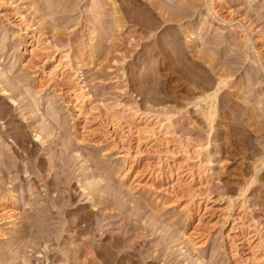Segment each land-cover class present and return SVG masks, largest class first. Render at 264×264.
<instances>
[{"label": "rangeland", "instance_id": "obj_1", "mask_svg": "<svg viewBox=\"0 0 264 264\" xmlns=\"http://www.w3.org/2000/svg\"><path fill=\"white\" fill-rule=\"evenodd\" d=\"M0 83V264H264V0H0Z\"/></svg>", "mask_w": 264, "mask_h": 264}, {"label": "bare ground", "instance_id": "obj_2", "mask_svg": "<svg viewBox=\"0 0 264 264\" xmlns=\"http://www.w3.org/2000/svg\"><path fill=\"white\" fill-rule=\"evenodd\" d=\"M53 2H57L58 0H52ZM38 10V9H37ZM15 14H16V12H14ZM19 13V12H18ZM22 13V12H21ZM20 13V14H21ZM19 14V15H20ZM24 18V17H23ZM23 20V19H22ZM43 34V33H42ZM41 35V34H40ZM51 43V42H50ZM55 45V44H54ZM51 47V46H50ZM47 52V51H46ZM52 53V52H51ZM45 55V54H44ZM35 66V65H34ZM20 77V76H19ZM18 77V78H19ZM22 78H23V76L21 77V80H22ZM5 81H8V80H5ZM18 82V79L16 80V82L15 83H17ZM1 85H3V83H0ZM6 85V84H5ZM12 86V83L11 84H8L6 87H8V88H5L6 90H9V91H11V89L13 88V87H11ZM16 88V87H15ZM9 97V96H8ZM10 98V97H9ZM11 99V101H13V99L12 98H10ZM9 102V101H8ZM19 103V102H18ZM26 103V102H25ZM38 104V103H37ZM20 105V104H19ZM24 104H22L21 106H23ZM19 107V106H18ZM36 128V127H35ZM37 133H38V135H40L41 134V129H36L35 130ZM36 135V134H35ZM2 246V245H1Z\"/></svg>", "mask_w": 264, "mask_h": 264}]
</instances>
